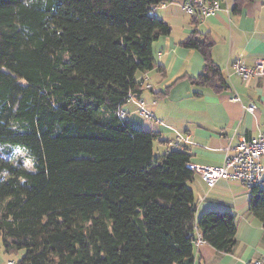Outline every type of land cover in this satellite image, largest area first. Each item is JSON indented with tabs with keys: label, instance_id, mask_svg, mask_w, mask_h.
Returning a JSON list of instances; mask_svg holds the SVG:
<instances>
[{
	"label": "trees",
	"instance_id": "obj_1",
	"mask_svg": "<svg viewBox=\"0 0 264 264\" xmlns=\"http://www.w3.org/2000/svg\"><path fill=\"white\" fill-rule=\"evenodd\" d=\"M168 1L0 0V145L33 162L0 152V238L5 253L25 251L17 264H194L198 231L218 251L235 247L231 213L197 220L189 151L156 157L159 133L118 116L171 33L152 14ZM198 36L182 43L204 57L192 83L228 89ZM252 191L264 225V189Z\"/></svg>",
	"mask_w": 264,
	"mask_h": 264
},
{
	"label": "crops",
	"instance_id": "obj_2",
	"mask_svg": "<svg viewBox=\"0 0 264 264\" xmlns=\"http://www.w3.org/2000/svg\"><path fill=\"white\" fill-rule=\"evenodd\" d=\"M188 1L170 0L152 11L171 28L168 36L153 44L154 68L138 72L135 77L136 97L145 102L154 118L142 117L136 103L124 106L127 112L124 118L118 116L136 128L159 133L154 143V154L158 152L155 156L184 149L192 155L190 168L220 167L228 146L235 148L242 140L251 141L264 132V76L244 81L232 67L237 60L249 67L264 61V0L249 1L238 12H234L235 0H206L218 3L221 10L205 20L185 11ZM196 31L204 35L198 37L213 42L211 56L222 71L228 89L192 83L203 72L204 57L198 50L184 48L182 43ZM146 83L151 87L142 88ZM251 105L255 106L253 112L248 110ZM187 138L190 143L186 142ZM173 143L179 146L175 148ZM189 185L195 193L197 220L207 212H229L237 229V242L231 252L218 251L207 242L197 246L195 241L194 264L260 261L264 257V225L250 211L253 191L227 180L209 188L196 173ZM171 227L181 229L178 217L173 219ZM199 237H202L200 231ZM0 264L6 261L0 260Z\"/></svg>",
	"mask_w": 264,
	"mask_h": 264
},
{
	"label": "built area",
	"instance_id": "obj_3",
	"mask_svg": "<svg viewBox=\"0 0 264 264\" xmlns=\"http://www.w3.org/2000/svg\"><path fill=\"white\" fill-rule=\"evenodd\" d=\"M184 9L193 17H200L205 20L211 16H214L221 10V7L216 2H210L206 0H189L185 3ZM234 72L239 75L244 81H248L253 77L264 76V61L259 60L254 66L249 67L244 64L242 60H237L232 65ZM150 88L151 85L146 83L142 85V88ZM235 100H240L237 96ZM128 103H136L138 106L139 114L146 118H154L146 107L145 102L136 97V94L131 90L125 99L124 105L119 109V116L124 118L127 114L124 106ZM255 106L251 105L248 110L254 111ZM187 143H190V139H186ZM176 148L179 146L177 143H173ZM184 150V149H183ZM233 151H235L233 153ZM192 169L196 174L200 175L207 183L209 188L216 186L220 180L239 182L246 186L250 190L264 189V132H261L258 137L251 141L242 140L238 146L233 148L228 146L224 161L220 167H203L193 166ZM206 242L202 237L196 240V245ZM1 253V248H0ZM14 264V262H9ZM254 264H264V257Z\"/></svg>",
	"mask_w": 264,
	"mask_h": 264
},
{
	"label": "rangeland",
	"instance_id": "obj_4",
	"mask_svg": "<svg viewBox=\"0 0 264 264\" xmlns=\"http://www.w3.org/2000/svg\"><path fill=\"white\" fill-rule=\"evenodd\" d=\"M0 152L11 155L10 157H12L16 162L23 163L25 165V167L28 169L33 168L32 159L29 157L28 152L22 148L11 147V146L8 147V146H1L0 145ZM155 155H158V152H155ZM0 248L2 250V253L0 255V260L6 261V264H7L8 260L9 261L10 260L15 261L14 264H17L20 261V259L25 255L24 250L18 252L15 255H9V254L5 253L3 242H2L1 238H0Z\"/></svg>",
	"mask_w": 264,
	"mask_h": 264
}]
</instances>
